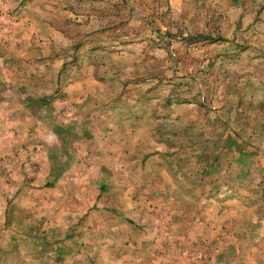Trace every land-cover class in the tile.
<instances>
[{"label":"rangeland","instance_id":"374dc122","mask_svg":"<svg viewBox=\"0 0 264 264\" xmlns=\"http://www.w3.org/2000/svg\"><path fill=\"white\" fill-rule=\"evenodd\" d=\"M115 203L138 261L264 264V0H0V264Z\"/></svg>","mask_w":264,"mask_h":264},{"label":"crops","instance_id":"0c3cea01","mask_svg":"<svg viewBox=\"0 0 264 264\" xmlns=\"http://www.w3.org/2000/svg\"><path fill=\"white\" fill-rule=\"evenodd\" d=\"M115 206L117 207L116 214L110 215L112 224L109 226L111 228L109 238L102 230L95 232L94 236L100 235V241L92 248L85 245L87 247L86 251L82 245L87 237L85 227L83 229L76 228L77 231L70 228V230L55 229L47 231V234L52 233V240H47L42 245L39 242H36L35 245L32 241L30 242L27 250L30 255L29 264H146L143 261H138L137 257H135L136 260L134 259V253L139 248H141L142 253L146 242L136 245V238L139 237L134 234L133 228L129 232H127L128 229H121L122 224L126 227L128 222V219L123 218V214H126L128 218L127 213L133 214V210L131 208L129 210L123 209L121 204L118 203H115ZM202 228L203 226L199 228L198 225H195V229L187 231L188 234H185V236L189 238L192 236V238L207 236L208 232ZM49 237L48 235L47 238ZM69 238L74 240L71 241ZM20 260V255H15V261Z\"/></svg>","mask_w":264,"mask_h":264}]
</instances>
